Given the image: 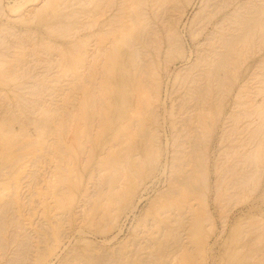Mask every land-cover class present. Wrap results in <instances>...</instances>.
Listing matches in <instances>:
<instances>
[{
	"label": "rangeland",
	"instance_id": "obj_1",
	"mask_svg": "<svg viewBox=\"0 0 264 264\" xmlns=\"http://www.w3.org/2000/svg\"><path fill=\"white\" fill-rule=\"evenodd\" d=\"M142 1L0 0V264H264V0Z\"/></svg>",
	"mask_w": 264,
	"mask_h": 264
},
{
	"label": "bare ground",
	"instance_id": "obj_2",
	"mask_svg": "<svg viewBox=\"0 0 264 264\" xmlns=\"http://www.w3.org/2000/svg\"><path fill=\"white\" fill-rule=\"evenodd\" d=\"M141 1H142V0H141ZM142 2H144V1H142ZM112 3H113V2H112ZM122 7H123V6H122ZM235 11H236V10H235ZM247 11H248V10H246L245 12L247 13ZM119 13H120V11H119ZM114 18H115V17H114ZM116 18H117V17H116ZM110 20H112V19H110ZM248 21H249V20H248ZM245 24H246V22H245ZM245 24H244V25H245ZM108 25H109V24H108ZM246 26H247V24H246ZM244 36L246 37V36H248V35H244ZM233 37H234V36H233ZM231 38H232V37H231ZM231 38H230V39H231ZM244 39H245L246 41L248 40V39H246V38H244ZM227 40H228V39H227ZM227 40H226V41H227ZM237 41H238V40H237ZM246 41H244V42H246ZM224 42H225V41H224ZM230 43H232V42H230ZM223 44H224V43H223ZM229 45H231V44H229ZM233 45H234V41H233ZM226 46H227V45H226ZM226 46H225V48H226ZM234 46H235V45H234ZM228 47H229V46H228ZM106 48H107V47H106ZM231 50H234L233 47H231ZM231 50H230V51H231ZM114 51H115V50H114ZM116 51H117V50H116ZM111 53H112V52H111ZM229 53H230V52H228L227 55H229ZM230 54H231V53H230ZM112 55L116 56V55L113 54V53H112ZM112 55H111V57H112ZM225 56H226V55H224V57H225ZM224 57H223V58H224ZM113 58H114V57H113ZM117 58H118V56H117ZM226 58H227V56H226ZM223 60H225V58H224ZM110 61H111V60H110ZM112 61H114V59H112ZM115 62H117V61H116V57H115ZM224 62H225V61H224ZM224 62H223L222 64H227V61H226L225 63H224ZM110 64H111V63H110ZM114 65H116V64H114ZM224 66H226V65H224ZM224 66H223V67H224ZM219 67H220V66H218V68H219ZM141 68H143V67H141ZM144 69H145V68H144ZM223 69H224V68H223ZM119 70H120V69H119ZM119 70H118V71H119ZM141 70H142V69H140V71H141ZM217 70H218V69H217ZM107 71H108V69H107ZM120 71H121V70H120ZM120 71H119V72H120ZM215 71H216V69H215ZM111 72H113V71H111ZM114 72H115V71H114ZM212 72H213V71H212ZM120 73H121V72H120ZM122 73H124V71H122ZM218 73L220 74L219 71H218ZM218 73H217V74H218ZM109 74H110V72H109ZM123 75H124V74H123ZM139 75H140V74H139ZM139 75H138V76H139ZM211 75H212V74H211ZM213 75H214V72H213ZM213 75H212V76H213ZM120 76H121V74H120ZM111 77H112V75H111ZM113 77H114V76H113ZM113 77H112V78H113ZM123 77H124V76H123ZM123 77H119L120 80L123 79V81H124L125 78H123ZM209 77H210V75H209ZM218 77L220 78V76H218ZM218 77L216 76L215 79H217ZM121 78H122V79H121ZM212 78H213V77H212ZM219 78H218V80H219ZM139 79H141V78H139ZM139 79H138V81H139ZM213 79H214V78H213ZM220 79H221V81H222V78H220ZM112 80H113V79H112ZM110 81H111V79H110ZM219 81H220V80H219ZM221 81H220V82H221ZM114 82H115V81H114ZM121 82H122V81H121ZM140 82H142V81L140 80ZM220 82H219V83L217 82V83H218V84H221L222 82H221V83H220ZM138 83H139V82H138ZM125 84H126V82H125ZM124 88H125V87H124ZM126 88H127V86H126ZM126 88H125V89H126ZM111 89H112V88H111ZM126 91H127V89H126ZM207 93H208V92H207ZM122 96H123V95H122ZM124 97H127V95H124L123 98H124ZM123 98H122V99H123ZM124 100H125V98H124ZM202 100H203V99H202ZM120 113H121V112H120ZM122 113H123V112H122ZM119 115H120V114H119ZM124 115H125V114H124ZM124 115H121V117H123ZM112 117H113V116H112ZM115 117H116V116H115ZM119 118H120V117L118 116L117 120H118ZM112 120H113V119H112ZM117 120H116V121H117ZM136 125H138V124H136ZM148 134H149V132H148ZM193 173H194V172H193ZM183 177H184V176H183ZM189 177H190V176H189ZM191 177H192V176H191ZM191 177H190V178H191ZM220 177H223V175H221ZM184 178H185V177H184ZM184 178H182V179H184ZM193 178H194V177H193ZM193 178H192V179H193ZM197 178H199V177H197ZM202 178H203V177H202ZM187 179H189V178L184 179V180L186 181V182H185V181H184V182L186 183V185H187L188 188H192V189H193L194 187H196V184H194V183H195L194 181L191 182V181H189V180H187ZM192 179H191V180H192ZM203 179H204V178H203ZM199 180L201 181V179H199ZM179 181H180V180H179ZM218 181H219V180H218ZM243 181H244V180H242V182H241L242 184L244 183ZM180 182H181L182 184L184 183L182 180H181ZM182 184H181V185H182ZM198 184H199V182H198ZM198 184H197V185H198ZM183 185H185V184H183ZM218 185H219V184H218ZM200 186H201V185H200ZM200 186H199V187H200ZM220 186H221V185H220ZM187 187H186V188H187ZM188 188H187V189H188ZM201 188H202V187H201ZM194 190H196V189H194ZM189 191H190V190H189ZM197 191H199V190L197 189ZM176 202H177V201H176ZM170 205H171V203H170ZM174 205H175V203H174ZM181 205H182V204H181ZM185 205H186V204H185ZM191 206H192V205H191ZM172 207H173V206H172ZM172 207L169 206L170 210H171ZM179 207H180V205H179ZM183 207H184V205H183ZM185 207H186V206H185ZM166 208H167V207H166ZM177 208H178V207H177ZM188 208L191 209L192 207H191V208L188 207ZM183 209H185V208H183ZM167 210H168V209H167ZM186 210H187L186 212L189 211L188 209H186ZM165 211H166V210H165ZM173 211H174V209H173ZM183 211H184V210H183ZM170 212H171V211H170ZM178 212H179V211H178ZM181 212H182V211H181ZM181 212H180V213H181ZM176 213H177V212H176ZM182 213H183V212H182ZM184 213H185V212H184ZM177 214H179V213H177ZM182 216H183V215H182ZM198 229H199V228H198Z\"/></svg>",
	"mask_w": 264,
	"mask_h": 264
}]
</instances>
